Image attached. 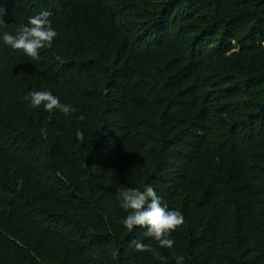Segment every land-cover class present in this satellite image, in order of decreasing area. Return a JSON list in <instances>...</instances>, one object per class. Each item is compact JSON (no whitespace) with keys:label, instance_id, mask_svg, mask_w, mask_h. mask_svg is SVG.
<instances>
[{"label":"trees","instance_id":"trees-1","mask_svg":"<svg viewBox=\"0 0 264 264\" xmlns=\"http://www.w3.org/2000/svg\"><path fill=\"white\" fill-rule=\"evenodd\" d=\"M42 10L38 60L0 43V264H264V0H0L2 31ZM145 184L171 249L120 223Z\"/></svg>","mask_w":264,"mask_h":264},{"label":"clouds","instance_id":"clouds-1","mask_svg":"<svg viewBox=\"0 0 264 264\" xmlns=\"http://www.w3.org/2000/svg\"><path fill=\"white\" fill-rule=\"evenodd\" d=\"M52 13L42 10L27 18L26 24L15 29L14 33L2 31L5 21L0 18V43L13 50H22L32 60L40 58V50L51 48L54 39L58 36L50 19ZM31 108L43 107L45 111L58 110L65 115H70L75 109L72 105L62 103L60 97L54 95L50 90H33L25 97ZM83 119V117H81ZM83 137L82 132L77 133ZM117 199L119 207L127 213L121 218L120 223L132 232L138 227L144 228V236L158 242L160 248L171 249L175 244L171 237L173 231L184 223V216L179 209L169 208L162 203V198L151 184L140 187H127L118 189ZM135 249L139 252H150L155 260L165 261L162 256L151 245L136 241ZM119 256V250L113 252V257ZM175 264H185V257L178 255L174 257Z\"/></svg>","mask_w":264,"mask_h":264}]
</instances>
